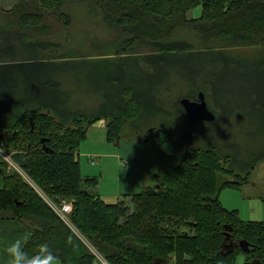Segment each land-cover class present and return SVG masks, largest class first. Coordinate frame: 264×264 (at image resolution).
<instances>
[{"label":"trees","instance_id":"obj_1","mask_svg":"<svg viewBox=\"0 0 264 264\" xmlns=\"http://www.w3.org/2000/svg\"><path fill=\"white\" fill-rule=\"evenodd\" d=\"M95 1L106 24L123 41L117 45L123 53L121 61L136 56L165 65L180 55L264 49V0ZM4 3L0 0V148L12 152L13 160L51 202L60 206L65 200L74 201L69 218L88 244L109 264H169L173 257L174 264H236L239 255L244 256V264H264V223H243L237 211L223 207L219 192L229 183L216 172L219 168L223 174H233L238 177L233 185L243 186L264 160V54L241 62V72L248 77L240 79L253 92L249 123L252 146L260 148L254 152L242 140L232 143L217 135L214 128L221 115L215 110L210 109L216 115L212 123L188 121L179 100H197L196 91L204 89L203 79L209 75L187 76L185 84L200 82L195 92L181 96L162 95L184 83L168 80L153 88L141 84L139 77L137 83L123 80L122 88L108 97L104 112L86 116L76 104L70 107V93L64 92L60 75L75 59L58 61L43 55L49 45L36 38L51 32L45 23L49 17L64 16L61 1L43 6L41 0H16L11 9H5ZM200 6L201 18L189 19L188 13ZM65 18L69 25V17ZM179 28L194 30L199 47L176 39ZM168 68L175 76L177 67ZM111 84L115 87L116 79ZM130 106L134 114L125 119ZM246 116L247 111L240 113L241 118ZM101 119L108 121L111 143H120L129 126L145 134L137 139L158 143L159 170L151 177L153 184L157 181L132 197L133 210L124 204L110 205L90 191L97 179L84 177L75 158L87 130ZM241 171L244 177L237 175ZM0 217L24 221L33 229L24 248L28 258L39 255L40 246L47 244L62 264H96L91 248L19 173L4 178ZM182 227L188 231H181ZM227 236L233 247L225 255L221 251ZM241 240L249 243L248 252L237 244Z\"/></svg>","mask_w":264,"mask_h":264},{"label":"rangeland","instance_id":"obj_2","mask_svg":"<svg viewBox=\"0 0 264 264\" xmlns=\"http://www.w3.org/2000/svg\"><path fill=\"white\" fill-rule=\"evenodd\" d=\"M58 1L62 3L60 11L64 16L49 17L45 23L51 28V32L45 36H36V38L45 41L49 45L47 50L43 52V55H47L49 58L58 61L75 59L73 60L74 63L70 65L74 69L65 67L67 71L60 75L62 76L61 81L64 92L70 93L68 101L70 107L76 104V107L85 110L86 116L104 112V105L108 97L111 93H114L113 91L122 88L123 85L120 86V82L123 80L137 83V77H139L141 84H149V87L156 88L162 87L161 85L166 84L168 80L185 84L187 76H200L203 79L209 75V78L203 79L204 89H197L195 85L200 82V79H194L188 81L189 83L183 87L166 89L162 96H166L168 92H170V95L174 93L176 94L175 96H181L187 92H195L197 89V97L203 94L208 108L215 110L216 115H221V123L214 128L217 129L218 136L226 140L228 139L232 143L242 140L245 142L246 147L251 145L254 148V152L255 150H260L255 144L252 146L254 136L249 123L252 118V111L249 109L251 107L249 96L251 97L253 92L249 89L248 85L243 86L242 83L244 81L240 78L248 77L245 72H241L243 69L242 60L262 58L264 54L263 47L228 48L226 49L227 53L224 52L223 55H180L173 60L167 61L165 65L153 58L148 61L138 59L136 56H131L130 59L127 58L121 61L120 54L123 53L119 52L117 45H121L123 41L118 37L114 29L106 24L103 9L95 0ZM54 2L55 0H41L43 6L53 5ZM200 8L202 9L200 6L193 9L192 12L190 11L191 13L188 17L191 18V15H198L201 11ZM65 17H69V25L65 24ZM34 21L32 20V22ZM175 38L185 40L199 47V41H197L198 38L194 30L179 28L176 31ZM231 57L236 60H231ZM155 62L156 64L154 65ZM171 64L177 67L175 76L168 68ZM113 79H116L115 87L111 84ZM205 81L208 82V85H204L207 84ZM211 94L214 97L213 99H210L212 97ZM181 100L180 98L179 101L181 102ZM129 109H131L127 111L129 115L125 116V119L132 118L134 114V108L130 106ZM246 111L249 116H246L245 119L241 118L240 113ZM125 121L128 122L127 120ZM237 131H242L243 135ZM213 133L216 134V132ZM144 135V133L138 134V132H135L129 126L127 130L123 131L120 139L121 144L118 146L113 142L106 145L82 142L75 158L80 164L82 175L86 178H96L97 181L95 183H98L97 187L93 183L88 189L94 192V194H96L95 192L98 189L101 190L102 194L112 192L114 187L120 184L119 167L122 165V161L129 163L128 166L132 172V178L127 181L123 179L120 185L129 186L128 188L133 194L142 192L146 186H154L157 180L153 184L150 181H146V177H153L158 173V143L154 140H149L148 142L136 140L137 137L143 138ZM131 141H138L140 143H137V146H135ZM92 150L95 154H99L100 156L104 154L106 156H102V160L91 157L92 155L88 152ZM2 151L6 155L13 156L12 152ZM130 155L135 157L134 162L127 159ZM248 157L250 158L251 156L248 155ZM2 162L3 160L0 156V163ZM171 162L174 164L173 161ZM123 168H126L125 164H123ZM22 170L21 174L24 175H20L22 179L48 204L50 200L44 194V191L41 190L26 170L23 168ZM13 172L17 173L14 170L7 171L6 173L10 174ZM216 172L219 175H223L225 180H229V187L223 188L219 192V200L223 207L228 210L237 211L238 217L243 223H264V160L259 162L255 169L252 170L251 178L243 186L233 185V182H236L238 179L233 174H223L219 168ZM138 173L143 177L142 184L136 183L135 179ZM244 173L242 171L238 172L242 176ZM2 185L1 176L0 188ZM123 199L126 201L125 204L127 206L132 205V210L134 208L133 202L125 197L121 200ZM65 203H72L74 205L73 200H65L62 205ZM123 221L121 220L120 224H123ZM71 225L72 229L83 239L84 237L79 230L73 224ZM181 231H188V228L182 227ZM137 233H140L139 236L141 237H146L141 232ZM83 241L92 248L86 240ZM174 259L173 257L169 264H174ZM236 264H244V256H237Z\"/></svg>","mask_w":264,"mask_h":264},{"label":"crops","instance_id":"obj_3","mask_svg":"<svg viewBox=\"0 0 264 264\" xmlns=\"http://www.w3.org/2000/svg\"><path fill=\"white\" fill-rule=\"evenodd\" d=\"M15 1L16 0H5V3L3 5L4 8L5 9H11L13 4L15 3ZM202 11L203 10L201 9V11H200V13L198 15H196V14L195 15H191V18H189V17L188 18L189 19H200L201 16H202ZM191 12H189L188 15ZM108 132H109L108 121L106 119H101V120L95 122L93 125H91L89 127V129L87 130V134H86V138H85L84 142H87V143H101V144H104V145L109 144L111 142L108 141ZM136 140L142 141V140H139L137 138H136ZM138 141H131V142L133 143V145L137 146V143H140ZM120 144L121 143H117L115 145L118 146ZM88 153L92 155L91 157H95L96 159H101V160H102V158H101L102 156H106L104 154L102 156H100L99 154H95L93 152V150L89 151ZM88 156H90V155H88ZM127 159H129L132 162H134L135 157L130 155V156H128ZM92 160L95 161L94 159H92ZM93 164H95V163L93 162ZM121 164L122 165L119 167L120 184H121L123 179H124V181H127L130 178H132V172H131V170H129L130 168L128 166L129 163L127 161H122ZM123 164H125L126 168H123ZM134 167H136V166H134ZM7 171H9L7 164L6 163L5 164H1L0 163V177L2 176V184H3L0 189H2L4 187V178L7 175V173H6ZM241 176L242 175H240V177ZM251 176H252V174H251ZM242 177H244V175ZM135 180H136V183H139V184L143 183L142 182L143 177L139 173H138V176L136 177ZM146 181L152 182L151 176L146 177ZM120 184H117L114 187L113 191L110 192V193L106 192L105 194H102L101 190L98 189L96 194L104 202H106V203H108L110 205L124 204L126 207L131 209L132 205L130 204V206H127L125 204L126 201L124 199L123 200H121V199L123 197H125L126 199H129V201L132 202V197H134L135 195L140 194L141 192H136L135 194H133V192L129 190V188H128L129 186H123V185H120ZM148 187H150V186H146L144 189H146ZM32 235H33V229L29 228L27 226V223H25L24 221H18V220H13V219H4V218L0 217V264H11V257L9 256L8 252L6 251V249L8 248L9 245L14 243L16 240H20L22 249L24 251L25 245L30 240ZM78 236L81 238V236L79 234H78ZM82 240H85V238H83ZM57 262H58V264H62L60 260H57Z\"/></svg>","mask_w":264,"mask_h":264},{"label":"water","instance_id":"obj_4","mask_svg":"<svg viewBox=\"0 0 264 264\" xmlns=\"http://www.w3.org/2000/svg\"><path fill=\"white\" fill-rule=\"evenodd\" d=\"M180 103L184 108L188 121L192 124L198 122H213L216 119L215 114L208 108L205 100V96L203 94H200L197 100H190L188 98H183ZM45 150L49 152L48 149L45 148ZM238 245L244 252H248L250 250V245L245 240H241L238 243ZM232 247L233 246L231 244L228 245V236H227V239L223 244L221 253L225 254L226 252L225 255H227L230 252L229 249L232 250Z\"/></svg>","mask_w":264,"mask_h":264},{"label":"clouds","instance_id":"obj_5","mask_svg":"<svg viewBox=\"0 0 264 264\" xmlns=\"http://www.w3.org/2000/svg\"><path fill=\"white\" fill-rule=\"evenodd\" d=\"M40 248L39 255L28 258L22 249L20 240H16L8 246L6 251L11 257V264H57V257L47 244L41 245Z\"/></svg>","mask_w":264,"mask_h":264},{"label":"built area","instance_id":"obj_6","mask_svg":"<svg viewBox=\"0 0 264 264\" xmlns=\"http://www.w3.org/2000/svg\"><path fill=\"white\" fill-rule=\"evenodd\" d=\"M0 156L2 157V160L7 164L8 166V170H14L17 173H19L20 175L22 173V168L13 160V157L10 155H6L3 153V151L0 148ZM24 176V175H23ZM49 206L51 207V209L56 213V215L64 222L66 223L69 227H72V222L69 218V215L72 213L73 211V204L72 203H65L61 206H58L56 204H54L53 202L49 201ZM91 250L93 251L94 255L96 256V263L97 264H109V262L100 254L98 253L94 248H91Z\"/></svg>","mask_w":264,"mask_h":264},{"label":"flooded vegetation","instance_id":"obj_7","mask_svg":"<svg viewBox=\"0 0 264 264\" xmlns=\"http://www.w3.org/2000/svg\"><path fill=\"white\" fill-rule=\"evenodd\" d=\"M237 175H239V174H237ZM229 180L228 179H226V182H228ZM237 181V180H236ZM238 182V181H237ZM238 244V243H237ZM228 245H229V242H228Z\"/></svg>","mask_w":264,"mask_h":264}]
</instances>
